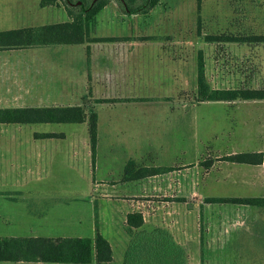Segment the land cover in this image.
Instances as JSON below:
<instances>
[{
	"label": "crops",
	"instance_id": "obj_1",
	"mask_svg": "<svg viewBox=\"0 0 264 264\" xmlns=\"http://www.w3.org/2000/svg\"><path fill=\"white\" fill-rule=\"evenodd\" d=\"M47 7H61L66 12L62 5ZM106 9H109V12L99 16ZM65 14L61 17L62 21L56 23L69 21L67 12ZM113 16L124 19L140 15L124 14L111 0L97 14L95 24L90 28L91 38H114L111 42L0 50V109L81 107L82 102L88 101L86 97H90L88 85L91 84L93 112L97 115L94 165L91 160L88 128H85L87 140L84 144L88 148L92 170L94 171L96 164L99 165L97 159L102 157L103 147L107 146L112 156H109V177L93 181L94 188L100 189L107 184L108 198L114 200L112 203L121 204H113L94 216L93 234L87 238H94L95 223H98L99 232L103 235L104 230L111 238L109 241L103 235L111 246L112 261L115 247L125 251L128 246L131 235L127 229V215L134 212H139L143 219L142 226L136 231L151 232L157 228L164 229L175 243L184 248L186 259L193 262L199 261L194 258L197 254L201 255L199 262H202L204 248L216 242L218 237L228 234L233 225L240 229L241 236L249 238L252 235H262L264 243V206L205 201V198L210 197L264 198V145L252 144L253 138L248 130L251 125L248 122L239 124L241 126L237 134L244 132L246 139L251 137V143L241 144L239 151L230 149L233 148L232 144H224L225 149L215 158L243 152L262 153L261 164L214 160L207 168L202 162L210 158L194 159L193 163L187 164V168L184 167L186 165H180L171 159L174 151L170 144H167V147L166 143L158 145L155 142L150 147V144L146 145L141 138L140 141H134L129 136H119L117 132L120 128L115 122L110 123L104 130L101 129L100 112L105 108H126L124 111L132 110L137 112L136 114H146L148 108L156 107L167 116L179 112L177 107H172L174 103L167 107L160 104L164 100L173 102L175 95L168 94L157 98L142 92H125L130 86H143L149 78L172 83L177 81L178 59L176 58L177 64L174 66L173 57L162 62L163 57L157 55L161 47L148 48L135 43L117 42L128 34L118 35L110 31L97 33L100 24L106 27L113 23ZM149 53L155 56L149 57ZM222 102L225 101L195 102L193 106ZM240 102L259 105L264 103V100ZM62 124L67 123H0V230L6 232L0 237L65 238L41 234L39 222H44L47 214L43 211L37 212V206L42 208L45 202L43 194L47 190L51 191L52 198L55 199L51 201V208L54 204H62V196L66 195V189L62 190V183L68 180L69 171L76 170L78 146L75 142L69 144L66 141L67 135L62 133L65 128L61 127ZM192 130L195 133V123ZM102 132L112 134L108 140H104ZM237 138L238 136L235 139ZM116 148L123 150L120 157L117 156L118 153L113 152ZM175 152L178 153L179 150L176 149ZM129 161L133 162V166L130 172H126ZM152 169L162 170L152 172ZM213 170L220 172L209 179ZM116 171L118 173L114 175ZM223 186L225 192L220 189ZM234 188L236 191L228 193ZM137 197L159 199L138 203L139 201H133V198ZM33 220H38L37 226L33 227ZM23 227H29L31 232L28 235L17 234L16 230ZM36 227L37 229H34Z\"/></svg>",
	"mask_w": 264,
	"mask_h": 264
},
{
	"label": "rangeland",
	"instance_id": "obj_2",
	"mask_svg": "<svg viewBox=\"0 0 264 264\" xmlns=\"http://www.w3.org/2000/svg\"><path fill=\"white\" fill-rule=\"evenodd\" d=\"M39 1L0 0V31L62 21L61 17L66 15L63 8H42L39 6ZM115 3L121 10L120 5ZM108 10L106 9L99 16L107 14ZM110 13L113 14V11ZM198 16L200 24L197 23ZM197 28L201 35H198ZM104 29L107 30L104 31ZM108 31L118 35L128 34L127 37L117 40L119 43H135L148 48L159 47L160 49L161 47L157 55L163 57L162 62L173 57L174 66H176V58L178 59L176 70L179 79L177 81L174 80L172 83L167 80L149 78L145 84H142L143 86L136 87L137 89L130 86L125 92H142L157 98L168 94L175 95L173 102L164 100L160 104L167 107L174 103L172 107H177L179 112L178 114L171 113L173 116H167L156 107L148 108L146 114H136L137 112L132 110L124 111L126 108L109 110L105 108L100 112L102 130L115 122L120 128L117 132L119 136H129L134 141H140L141 138L142 142L146 145L150 144V147L155 142L158 145L166 143L167 147L169 146L167 144H170L174 151L171 159L180 165H186L184 167L187 168H189L187 164L193 163L194 159H201L200 157L210 158L206 160H212L211 163L214 160H224V157L215 158L225 149L224 144L227 146L232 144L233 148L230 149L239 151L240 145L251 143L250 138L252 137L253 145H264V103L256 105L236 101L193 106L197 103L194 99V89L196 58L199 50L203 52L207 80L212 87H264V44L216 43L204 40V35H264V0H159L148 15L131 16L124 19L117 16V18L114 17L112 24L106 27L100 24L97 28V33ZM95 43L98 42L95 41ZM148 56L155 55L149 53ZM90 85L89 83L90 97H86L88 101L81 104L86 112L93 111L94 105ZM241 122H248L251 125L248 128L251 137L248 136V139L244 132L237 134ZM193 123H195V133L192 130ZM86 124L85 122L84 124L61 125L65 127L62 133H66V141L69 144L70 142L77 143L79 151L77 166H75L76 170L69 171L68 180L62 183V190L66 189V195L62 196L61 205L54 204L51 208V201L54 199L51 191L47 190L43 194L45 202L42 208L37 206V212L43 211L45 215L47 214L46 220L44 218V222H39L41 234L51 237H91L94 216L113 204H121L112 203L114 200L108 198L107 184L100 189L99 187L94 188L93 181L109 177L108 169L111 167L109 156H112L107 146L103 147L102 157L99 156L97 159L99 165L96 164V168L92 170L90 156L87 154L88 148L84 144L87 140ZM111 134L102 132V137L108 140ZM237 136L238 138L235 139ZM117 148L113 152L118 153L117 156L120 157L123 150ZM176 149L179 150L178 153L175 152ZM163 159L166 160V158ZM219 172V170H213L209 179ZM117 173L116 171L114 175ZM220 189L223 192L226 191L224 186ZM234 191L236 188L230 189L228 193ZM158 199L137 197L133 198V201L140 203L143 200L158 201ZM36 217H39V213ZM33 223V227L37 226L38 220H33ZM230 229V232L227 231L228 234L218 237L216 242L204 248L202 262H199L201 255L197 254L194 258L199 261L194 260L193 262L187 258L186 264H264L262 235H252L247 238L240 235V229L237 226L233 225ZM29 232H31L29 227L16 230L17 234L26 233L28 235ZM5 233V230H0V236ZM102 233L108 240L111 239L104 230ZM122 249L115 247L114 260L106 264H122L124 254ZM0 264L65 263L0 262Z\"/></svg>",
	"mask_w": 264,
	"mask_h": 264
},
{
	"label": "trees",
	"instance_id": "obj_3",
	"mask_svg": "<svg viewBox=\"0 0 264 264\" xmlns=\"http://www.w3.org/2000/svg\"><path fill=\"white\" fill-rule=\"evenodd\" d=\"M111 0H40V7L62 5L69 21L36 27H23L0 31V50L34 48L53 45H77L91 42L113 41L114 38H91L90 28L97 14ZM117 2L126 15H146L159 0H112ZM200 24V17L197 18ZM198 35L200 34L197 28ZM206 42L264 44V35H204ZM195 102H231L264 100V87L238 86L214 88L206 76L202 50L196 58ZM87 123L92 165L95 159L97 115L82 107L4 108L0 109V123ZM262 153L243 152L225 156L223 159L237 164H261ZM211 161L202 165L209 167ZM129 161L125 171L130 172ZM162 169H152V172ZM149 171V170H148ZM145 172V170H143ZM142 173V171H141ZM207 203H230L237 205L264 206V198L210 197ZM96 216V215H95ZM127 229L131 239L123 254L122 264H186L183 247L174 242L164 229L151 232L136 231L143 219L139 212L127 215ZM134 231V232H133ZM112 261V249L95 223L94 238L87 237H0V262H40L65 264H106Z\"/></svg>",
	"mask_w": 264,
	"mask_h": 264
}]
</instances>
